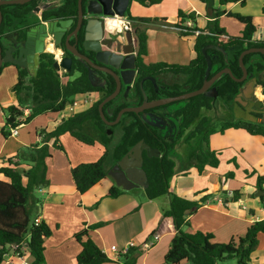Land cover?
Returning <instances> with one entry per match:
<instances>
[{
	"label": "trees",
	"instance_id": "16d2710c",
	"mask_svg": "<svg viewBox=\"0 0 264 264\" xmlns=\"http://www.w3.org/2000/svg\"><path fill=\"white\" fill-rule=\"evenodd\" d=\"M79 0H62L58 8H50L46 0H32L26 4H14L1 6L3 23L0 28V44L7 48L5 37L10 34L17 36V41L22 42L27 30L36 22L37 16L42 13L43 20L77 18L79 12ZM143 6L159 4L161 0H132ZM206 8V17L209 18L205 29L198 27L196 13L185 14L179 12V20L169 23L166 19L135 17L130 8L125 17L131 21L134 37L137 40V69L138 79L134 84L128 98L122 93L116 99L105 104L103 112L108 121H115L119 112L127 107L141 105L145 101V93L148 100L157 99L160 95L156 92L154 82H158L160 76H183V83H174L162 94L176 96L185 92L200 89L205 82L207 60L203 49L207 46V53L213 62V72L210 77L219 71L229 68L235 78L243 76L240 65V55L250 48H264V40L253 39L257 31L253 17L231 13L226 7L233 4L245 6L246 0H200ZM51 4V0H47ZM85 3V0H84ZM42 9V11H41ZM38 13H37V12ZM264 14V6L262 8ZM229 16L244 25V31L240 36H232L221 26L220 19ZM192 22L191 26L187 22ZM172 27L181 38L195 37V58L186 65L168 64L164 62L146 64L144 57L147 55L148 34L150 27ZM55 57L52 53H44L41 56L37 75L29 69L21 68L11 63L4 64L0 74L7 66L13 65L18 69V82L11 91L16 97V104L2 108L6 117L2 128L4 137H11V130L20 129L28 125L36 117L43 114H57L74 105L77 95L96 93L98 100L88 109L74 113L62 119L53 130L47 128L38 129L40 142L21 149L14 157L6 160L7 164L0 167V264L7 259L12 246L27 244V252L31 256L30 264H45V241L53 232L46 221L36 222L39 209L36 201V191L47 187V159L52 157L50 142L56 149L64 150L60 138L70 134L74 139L83 144L94 146L100 142L104 147V153L95 162L82 163L71 168V174L78 192L82 195L89 192L97 184L109 177L106 164L111 160L114 166L128 152L144 141L151 148L157 149L159 157L148 156L144 151L143 168L147 173L148 182L145 186V195L148 200H156L164 196H172L168 209L162 211V218H171L177 230L171 241L168 253L165 256L166 264H224L235 260L236 264H251L252 253L259 244V235L264 233V220L250 225L246 234L232 239L229 242H218L212 233L198 231L189 234L184 229L190 226V217L206 204L210 195L198 199L180 197L170 192V179L175 175L177 158L175 143L168 142L162 131L154 122H147L144 114L155 113L159 109L173 107L175 118L179 119V139L187 132L186 143L197 141L199 146L189 147L194 153L193 166L202 173L207 166L216 168L220 164L217 151L209 147V138L215 133H225L228 130H244L250 135L264 137V123L258 119L263 117L264 111L254 113V119H235L224 122L221 127H209V120L203 115L210 110L216 98L225 103H233L241 94L244 86L254 82V86H260L264 94V55L251 53L244 57V64L248 71V78L244 82L236 81L231 75H222L207 91V93L192 97L188 100L175 102L169 105L146 110L142 113L127 112L120 122L114 126H107L101 117L99 110L103 100L116 89V82L112 77L99 81L93 70L84 63L75 62L72 72L65 75L78 77L66 83L62 82L60 73L54 67ZM144 81V82H143ZM182 87L186 91H182ZM259 108H264V102L258 101ZM29 115H25L26 111ZM91 123L97 136L88 134L85 126ZM116 128L122 131L121 138L114 143ZM109 130L112 134L109 135ZM176 142V141H175ZM256 189L264 192V177L257 179ZM133 191V190H132ZM115 184L110 188L107 196L117 198L130 193ZM232 199L238 201L242 193L233 191ZM264 201V195L260 197ZM97 202L92 208H96ZM104 223L87 226L75 235V239L82 246V251L77 256L76 264H104L111 259L91 239L89 232L101 227ZM153 236V234H152ZM152 244L153 241L148 242ZM20 255L23 252L16 250ZM142 250L139 247H131L123 254L124 264H136Z\"/></svg>",
	"mask_w": 264,
	"mask_h": 264
},
{
	"label": "crops",
	"instance_id": "0c3cea01",
	"mask_svg": "<svg viewBox=\"0 0 264 264\" xmlns=\"http://www.w3.org/2000/svg\"><path fill=\"white\" fill-rule=\"evenodd\" d=\"M55 3V0H51V5ZM263 6L264 0H246L245 6L233 4L227 6L226 9L231 13L253 17L257 27L253 39L264 40ZM129 8L135 17L166 19L169 23L174 24L179 20L180 11L185 14L195 12L197 25L202 29L207 27L209 21V18L206 17L205 5L200 0H161L159 4L149 6L132 1ZM116 20L109 19L107 21L108 29L115 30L119 27L115 24L119 20ZM189 23L192 25V22H187V25ZM220 24L232 36H240L244 31V25L229 16H223L220 19ZM147 34L149 37L147 55L144 57L146 64L164 62L186 65L196 56L194 52L195 37L181 38L174 28L157 26L150 27ZM50 46L52 49H49ZM48 51L53 53V45L48 46ZM55 53L59 54L60 52L56 51ZM183 57H186L187 60L185 61ZM5 68L0 74V167L5 166L6 160L14 157L21 149L40 142L38 129L47 128L51 131L56 126L55 123L61 121H41L40 118L43 117L41 115L20 128L17 136L4 137L2 128L5 125L6 117L2 108L16 104V97L11 89L18 82L19 76L15 66L10 65ZM81 97L83 98L82 104H84L81 106H85L84 110H86L98 100L99 95L96 93L77 95L75 98V102L78 103L76 107H79L80 101L77 99ZM258 101L264 102L263 89L260 86H254V82L250 81L233 103L227 104L222 99L216 98L212 108L204 111L203 115L206 112L205 117L209 120V127L222 121L227 122L239 118L254 119V113L260 110L264 111V108L258 107ZM74 113L77 112L74 111ZM50 114L52 113L45 114V116ZM66 135L71 136L65 134L61 138ZM71 138L73 137L71 136ZM67 140L68 144L73 146V141ZM73 140L80 145H86L74 138ZM63 147L69 162L61 161L63 151L55 153L56 158L62 162L61 165H50L48 158L47 179L49 184L36 191L34 195V199L38 201L39 215L37 219L46 221L53 232L52 236L45 241V264H76L82 246L75 239V235L87 226L97 223L104 224L91 230L89 235L111 259V262L104 264H124L123 254L120 252L130 243H135V246L142 250L136 264H166L165 256L177 230L171 218H162V211L169 208L172 196L148 200L145 193L141 195L137 191L134 192L138 190L135 188L130 193L110 198L107 194L115 184L111 176L82 195L76 188L71 168L82 163L97 161L103 155L105 147L102 145L98 154L93 153V157L88 161L82 158V154L87 153L85 151L87 149L73 150L71 148L77 160H70L71 150L66 149L65 145ZM209 147L218 153L220 160L218 167L207 166L202 173H199L193 166V162H190L185 168H181V163L177 162L176 173L170 179V192L188 199L196 197L199 199L210 195L207 200L210 202L203 205L190 217V226L186 227L184 231L189 234L198 231L212 233L216 241L229 242L244 236L254 222L264 220V201L255 195L259 191L255 187L257 179L259 176L264 177V137L250 135L244 130L231 129L223 134L211 135ZM50 151L52 154L51 148ZM188 157L193 159L192 150ZM112 165L111 160L106 164L108 171L112 169ZM236 190H240L242 193L238 201L232 199V193ZM219 199L226 202L221 203ZM97 202H99L98 206L92 208ZM258 239L259 244L252 253L251 264H264V233H261ZM150 241L153 243L149 244ZM113 246L117 247V252L111 250ZM25 260L27 264H30L32 260L28 252H24L21 258L17 257L12 250L3 264H24Z\"/></svg>",
	"mask_w": 264,
	"mask_h": 264
},
{
	"label": "water",
	"instance_id": "95a60500",
	"mask_svg": "<svg viewBox=\"0 0 264 264\" xmlns=\"http://www.w3.org/2000/svg\"><path fill=\"white\" fill-rule=\"evenodd\" d=\"M32 0H0V28L3 23V15L1 12V6L3 5H14V4H26ZM132 0H89L87 6H84V0L78 1L79 6V24L78 28L74 33L68 34L69 28L72 26L73 20H51L48 22H41L26 32V37L22 42L17 41L15 34H10L5 37V40L12 42V47L7 50L0 44V70L4 64L11 63L21 68L30 69L34 75H37L41 55L49 52L48 45H53L55 51L60 48L64 36L67 45V50L72 54L82 58L84 61L89 63L95 69L112 74L116 78L117 87L116 90L106 97L99 106L102 119L105 121L107 126L117 125L122 116L127 112L142 113L146 110L153 109L160 106H165L177 101L188 100L192 97L207 93L210 87L224 74L231 75L236 81L244 82L248 78V71L244 64V57L251 53H261L264 55V48H250L243 51L240 55V65L243 70V76L241 78H235L229 68L223 69L210 77L213 72V62L211 57L208 55L207 50L210 46L203 49V53L207 60V71L205 75L204 85L192 92H188L182 95L161 98L150 101L147 99L145 94V101L140 106L127 107L122 109L115 121H108L105 118L103 108L105 104L116 99L121 93L123 84L126 86L125 97L129 96L132 84L137 76V56L136 54H118L110 50H103L101 41L104 38V34L107 30V18L125 17L126 11L129 9ZM85 12L87 14H93L87 20L85 26V43L84 48L88 51L96 53V61L101 63L103 67L94 64L87 56L82 55L70 44L72 36L77 35V31L82 27L85 19ZM123 36L125 42H136L131 31H124ZM120 40V38H119ZM120 42H122L120 40ZM7 45V44H6ZM18 46L19 57L14 56L15 47ZM109 66L114 67L121 72L119 75ZM54 67L57 71L64 70L67 73L72 72L73 58L63 57L60 61H55ZM259 123H264V114ZM112 131L109 130V135ZM144 151L148 152V156L159 157L160 153L157 149L151 148L143 140L138 142L127 155H125L120 161H118L112 169L108 172L109 176L115 181L117 187H121L126 191H131L135 188L146 186L148 182V176L143 168L144 164ZM256 197L264 195L262 190L255 193Z\"/></svg>",
	"mask_w": 264,
	"mask_h": 264
},
{
	"label": "flooded vegetation",
	"instance_id": "af4514ba",
	"mask_svg": "<svg viewBox=\"0 0 264 264\" xmlns=\"http://www.w3.org/2000/svg\"><path fill=\"white\" fill-rule=\"evenodd\" d=\"M56 3L54 5H57L56 7L58 8L59 6L62 5V0H55ZM89 0H85V3H84V6L86 7L87 6V3H88ZM55 7V8H56ZM54 9V8H53ZM42 11V9H41ZM95 15L93 14H87L85 12V19L83 21V24H82V27H80V29L77 31V35L75 36H72L71 40H70V44L74 46V48L76 50H78V52L82 55H85L87 56L94 64L96 65H99L100 67H103V65L99 62L96 61V53L93 52V51H88L84 48V43H85V26H86V22L88 19H90L91 17H94ZM72 19L73 20V23H72V26L69 28L68 30V34H71V33H74L77 28H78V24H79V14L77 16V18H61V19H50V20H43L42 18V13H40L38 16H37V19H36V22L34 21L33 23V26H31L29 29L33 28L34 26L38 25L39 23L41 22H48V21H51V20H70ZM108 25L110 27H112L113 29H115L112 25H110L108 23ZM107 27V26H106ZM28 29V30H29ZM108 29V27H107ZM27 30V31H28ZM133 33V30L131 31ZM124 33V32H123ZM66 36H64L63 38V41H62V44L60 46L58 52H60V54L62 55V58L63 57H72L73 58V66H74V63L77 61V62H80V63H84L85 65L89 66L92 70H93V73L96 75V78L99 80V81H103L106 79H109L110 77H112L114 79V81L116 82V78L110 74V73H107V72H104V71H101V70H98V69H95L93 66H91L89 63H87L86 61H84L82 58L76 56V55H72L68 50H67V45H66V42H65V38ZM133 37H134V34H133ZM134 39L136 40V38L134 37ZM11 39L9 40H5V43L8 45L6 50L10 47H12V42L10 41ZM102 43V49L103 50H110L112 52H116L118 54H129V53H135L136 56H137V40L136 42H128L126 43L125 41L124 42H120L119 38L118 39H115V38H112V37H109L108 36V31L106 30L105 34H104V38L103 40L101 41ZM21 48V47H20ZM18 46L15 47V53H14V56L16 58L19 57V49H20ZM47 53H50V52H47ZM42 56V55H41ZM110 69L114 70L118 75L119 73L121 72L120 70H117L115 69L114 67H111L109 66ZM29 71H31L29 69ZM60 73V75H62V77H66L65 75L69 74L67 72H65L64 70L62 71H58ZM137 73H138V69H137ZM138 74L135 78V81L133 82L132 84V88L130 90V92L132 91L133 87H134V84L135 82L137 81L138 79ZM168 77L169 79L172 78V79H177L178 77L175 78V76H172V75H163V76H160V79L158 82H154L155 83V87H156V92L160 95L159 98L157 99H161V98H169V97H174V96H165L164 94H162L164 91H167L166 89H168V87H170L171 85H173L174 83L178 82V83H183V82H179V81H175V82H168L167 80L164 81L163 78H166ZM180 78H183V80H185V77L183 76H180ZM179 79V78H178ZM144 82V81H143ZM116 87H117V82H116ZM116 90V89H115ZM125 90H126V86L123 84L122 86V90H121V93L119 94V96L123 93H125ZM185 93H188V92H185ZM146 94V93H145ZM144 94V95H145ZM184 94V93H182ZM180 94V95H182ZM130 95V93H129ZM118 96V97H119ZM147 96V94H146ZM178 96V95H176ZM128 98V97H126ZM147 99H148V96H147ZM153 100H156V99H153ZM153 100H150V101H153ZM184 101V100H183ZM177 102H180V101H177ZM144 103V102H143ZM142 103V104H143ZM175 103V102H173ZM141 104V105H142ZM172 104V103H171ZM169 105V104H168ZM140 106V105H138ZM157 108V107H156ZM169 112H173V115L172 113H168ZM149 114H155L158 118H160L162 121H160V119H156L157 122H154L158 128L162 131L163 133V136L165 137V139L170 142L169 140V137L173 138L172 142L174 141H178L179 140V119L175 118L174 116V109L173 107H169V108H166V109H159L158 111H156L155 113H149ZM158 122H162V123H166L167 126H165V128H167L168 130L165 132V129L162 128V126L164 127L163 124H160ZM187 134V132L185 133ZM187 145V143H186ZM182 156V155H181ZM183 158V156H182Z\"/></svg>",
	"mask_w": 264,
	"mask_h": 264
},
{
	"label": "rangeland",
	"instance_id": "374dc122",
	"mask_svg": "<svg viewBox=\"0 0 264 264\" xmlns=\"http://www.w3.org/2000/svg\"><path fill=\"white\" fill-rule=\"evenodd\" d=\"M45 4H47L48 5V7H50V8H55L57 5H51V4H49V3H47V0H46V3ZM37 12V11H36ZM38 13V12H37ZM107 31H108V36L109 37H112V38H115V39H118V38H120V40L122 41V42H124L125 41V38H124V36H123V32H118V31H116V30H110V29H107ZM167 31H169V30H167ZM260 37V36H259ZM259 37H257V38H259ZM256 40V39H255ZM256 41H261V40H256ZM184 58V60L186 61L187 59H186V57H183ZM182 62H183V60H182ZM6 69V68H5ZM5 71V70H4ZM61 77H62V75H60ZM78 77V73H75L73 76H69V77H62V82H64V83H66L67 82V80H70V81H73V80H75L76 78ZM179 78V79H178ZM177 79H172V78H168V77H166V78H163V80L164 81H168L169 83L171 82H175V81H179V82H184V80H183V78H180V77H178ZM182 91H186V89L184 88V87H182ZM185 94V93H184ZM217 99H220V98H217ZM80 101V104H79V107L77 106H75V107H72V109H71V107H68L65 111H63V112H60V113H57V114H50L49 116H45V114H43L42 116V118H40L41 119V121H47V122H56V121H59V120H62V119H64V118H67L68 116H71V115H73L74 114V111H76V112H81L82 110H84L86 107L85 106H81V105H84V104H82L83 103V98L81 97V98H79V99H77V101ZM168 113H172V115H173V112H169L168 111ZM206 113V112H205ZM204 113V116H206L207 114H205ZM40 117V116H39ZM158 117L155 115V114H144V119L147 121V122H157L156 121V119H157ZM158 119H160V118H158ZM33 121V120H32ZM160 121H162L161 119H160ZM163 122V121H162ZM162 122H158L159 123V125L160 124H163L164 125V127L162 126V128H164L165 129V132L168 130L167 128H165V126H167L166 125V123H162ZM225 121H222V122H217L215 125H214V127H221V125L224 123ZM55 124H57V123H55ZM85 131L88 133V134H91V135H93V136H97V133H96V131H95V129L93 128V125L91 124V123H89V124H87L86 126H85ZM121 135H122V131H121V129L120 128H116L115 129V132H114V143H116V142H118L119 140H120V138H121ZM186 135L187 134H183V136L181 137V139H179L178 141H174V143H175V152H176V154L178 155V157H181V155L183 156V159L182 160H178L177 158H175L176 159V161L178 162V163H181V168H185V167H188V165H189V163L190 162H193V159H190V157H188V154L190 153V149H189V147H195V146H199V143H198V140L197 141H193V142H191L190 144H187L186 145ZM67 139H71V141H73L72 143H73V146H70L69 144H68V140ZM169 140H170V142H172V140H173V138L171 137H169ZM52 142V144H50V147H51V149H52V157L51 158H49V160H50V165H53V164H56V165H61L62 164V160H63V163H67V161L69 162V159H68V156H67V153L65 152V151H63V150H60V149H56V148H54V146H53V141H51ZM50 142V143H51ZM61 143L63 144V145H65V148L67 149L68 148V150H71V153H70V157H71V159L70 160H77L76 158H75V156L73 155V152H72V149L73 150H75V149H81V148H83V149H87V150H85V151H87V153H85V154H82V158H84L83 160H90V158H92L93 156H92V154L93 153H95V154H98V152H99V150H101L102 149V144L100 143V142H96V144H95V146H86V145H80V144H78L77 142H75L74 140H73V138H71V136H69V135H66L64 138H61ZM68 146V147H67ZM189 146V147H188ZM72 148V149H71ZM60 152V151H63V157L61 158V161H59L58 160V158H56V156H55V153L56 152ZM90 151V152H89ZM188 158H189V160H188ZM186 161V162H185ZM263 175V174H262ZM144 190H145V187L144 186H142V187H140V188H138V190H135L134 192H136L137 191V193H139V194H143V193H145L144 192ZM224 264H236V261L235 260H230V261H227L226 263H224Z\"/></svg>",
	"mask_w": 264,
	"mask_h": 264
},
{
	"label": "built area",
	"instance_id": "2783aa9c",
	"mask_svg": "<svg viewBox=\"0 0 264 264\" xmlns=\"http://www.w3.org/2000/svg\"><path fill=\"white\" fill-rule=\"evenodd\" d=\"M116 19H119L120 20V22H121V24H120V27H117L115 30L116 31H118V32H124V31H132V23H131V21H129L126 17H123V18H121V17H115ZM108 19H110V18H107V20ZM190 22V21H189ZM188 26H191L190 25V23H189V25ZM53 55H54V57H55V61L57 60V61H60L61 60V58H62V55L59 53V54H56V53H52ZM78 103L77 102H75L74 103V105H72V106H69V107H71V109H72V107H75L76 105H77ZM25 115L27 116V115H29V111L27 110L26 112H25ZM19 134V129H13V130H11V137H13V136H17ZM219 201L221 202V203H225L226 201H222L221 199H219ZM210 201H207L206 203H209ZM36 222L37 223H39L40 222V220L39 219H37L36 220ZM135 246V243H130L127 247H125L124 248V250L123 251H121L120 253L121 254H126L128 251H129V249L131 248V247H134ZM148 247H149V245H148ZM11 249L14 251V253H15V255L17 256V257H23V255L24 254H22V255H20L19 254V252H15L16 250H19V251H21V252H27V244L26 243H24V244H22V245H18V246H12L11 247ZM111 250L112 251H114V252H117V247L116 246H113L112 248H111ZM24 264H27V262H26V260L24 261Z\"/></svg>",
	"mask_w": 264,
	"mask_h": 264
},
{
	"label": "bare ground",
	"instance_id": "6f19581e",
	"mask_svg": "<svg viewBox=\"0 0 264 264\" xmlns=\"http://www.w3.org/2000/svg\"><path fill=\"white\" fill-rule=\"evenodd\" d=\"M110 19H116V18H110ZM108 20H109V19H108ZM108 20H107V21H108ZM117 20H119V19H117ZM117 20H116V21H117ZM116 21H115V22H116ZM113 22H114V21H113ZM120 23H121V22H120V20H119V22H116L115 24H117V26L120 27ZM113 27H114V26H113ZM48 46H49V45H48ZM47 49H48V47H47ZM49 49H52V46H50ZM52 52L55 53L56 51L54 50V51H52Z\"/></svg>",
	"mask_w": 264,
	"mask_h": 264
}]
</instances>
